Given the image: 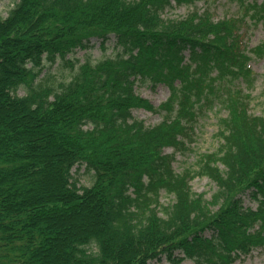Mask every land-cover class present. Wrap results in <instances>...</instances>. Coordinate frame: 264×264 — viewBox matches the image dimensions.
<instances>
[{
	"label": "trees",
	"instance_id": "16d2710c",
	"mask_svg": "<svg viewBox=\"0 0 264 264\" xmlns=\"http://www.w3.org/2000/svg\"><path fill=\"white\" fill-rule=\"evenodd\" d=\"M232 1L239 14L214 21L210 9L164 19L179 0H13L0 18V264H235L264 248V114H250L241 86L264 55L243 31L264 23V0ZM111 35L113 57L37 81ZM147 84L168 91L157 108L135 90ZM216 105L218 148L176 174L175 154ZM134 109L161 121L145 126ZM194 177L215 185L210 200Z\"/></svg>",
	"mask_w": 264,
	"mask_h": 264
},
{
	"label": "rangeland",
	"instance_id": "374dc122",
	"mask_svg": "<svg viewBox=\"0 0 264 264\" xmlns=\"http://www.w3.org/2000/svg\"><path fill=\"white\" fill-rule=\"evenodd\" d=\"M260 2L261 0H257ZM13 0H0V18L5 19L8 12L13 8ZM171 8L164 11V19H183L193 12L202 13L206 9H210L213 14L214 21L222 19L224 16H237L239 14L237 5L232 0H192L182 1L179 3H172ZM252 15L250 12L247 16ZM245 17V16H244ZM248 20V18H245ZM247 27H244L245 41L250 49L255 48L257 45L261 46L264 51V23H247ZM90 46L92 48L86 50L77 49L72 55H69L66 59L69 60L67 64H62L60 60L56 61L51 67L47 66L42 75L37 81L44 79L47 80V84H57L62 81H67L70 77L75 74L76 69L85 60H89L91 63H96L105 58L113 57L115 52L114 45L116 41L111 35L107 40L102 43V39H90ZM264 54V52H263ZM250 69L254 76V83L251 88L245 90L244 85L243 91L249 94L251 97L250 102V114L260 116L264 114V55L260 58L253 59L249 62ZM135 90L137 94L147 100L153 107L157 108L161 103L165 102L168 98L167 89L158 85L156 88H152L150 85H137ZM24 90L18 91V96H23ZM134 119L144 122L145 126H153L160 123L161 118L159 115L151 114L144 109H134L131 112ZM225 112L216 105L214 108L209 110L201 117L196 126V140L191 146L189 152L185 154H175L172 169L176 174L181 173L185 169H191L196 171L198 166L197 162L199 158L204 154L214 152L219 146V138L217 136V121L219 118H224ZM165 154L169 155L172 153L171 149H165ZM72 171H75L73 169ZM74 178L78 181V185L89 187L91 183L90 175H87L80 169L78 172H73ZM189 186L191 191L196 194H203L204 199L210 200V197L216 191L214 184L208 181L204 177H194ZM242 207L255 209L256 205L248 199L246 195L242 197ZM173 197L165 194L163 191L159 193L158 202L161 206H168L172 203ZM208 236V233H205ZM177 255V253H175ZM152 264H166L165 257H161V262L153 261ZM182 264H192L189 261H183ZM235 264H264V248L253 251L249 256L242 257L236 261Z\"/></svg>",
	"mask_w": 264,
	"mask_h": 264
},
{
	"label": "clouds",
	"instance_id": "9594fccd",
	"mask_svg": "<svg viewBox=\"0 0 264 264\" xmlns=\"http://www.w3.org/2000/svg\"><path fill=\"white\" fill-rule=\"evenodd\" d=\"M91 254L95 255V256H99L100 255V249H99V245H95V247L93 249H91Z\"/></svg>",
	"mask_w": 264,
	"mask_h": 264
}]
</instances>
